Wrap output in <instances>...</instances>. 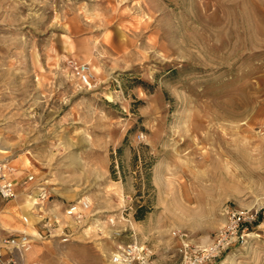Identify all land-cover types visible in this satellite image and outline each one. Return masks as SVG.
I'll use <instances>...</instances> for the list:
<instances>
[{
    "label": "rangeland",
    "instance_id": "1",
    "mask_svg": "<svg viewBox=\"0 0 264 264\" xmlns=\"http://www.w3.org/2000/svg\"><path fill=\"white\" fill-rule=\"evenodd\" d=\"M0 169L47 193L37 262L175 263L244 210L207 264H264V0H0Z\"/></svg>",
    "mask_w": 264,
    "mask_h": 264
},
{
    "label": "built area",
    "instance_id": "2",
    "mask_svg": "<svg viewBox=\"0 0 264 264\" xmlns=\"http://www.w3.org/2000/svg\"><path fill=\"white\" fill-rule=\"evenodd\" d=\"M75 70L78 74L83 73V75H85L87 71L84 66L75 67ZM32 180L33 177L31 176L27 178L28 182ZM15 198L14 183L6 180L4 175L0 174V199L2 201H10ZM37 200L39 203L47 201V193L41 191ZM36 205L40 204L37 203ZM88 208L89 205L86 201H80L70 205L65 214L74 221H80L83 218L82 212ZM256 219L257 213H249L244 210L232 213L229 218L228 226L218 234L214 244L203 249L189 247L184 242L183 238H185V236L181 233L174 232L172 236L179 240L181 245L177 250L178 260L171 264H207L212 259L216 258L222 250L242 240L243 233L246 230L244 226L254 223ZM109 223L113 224V221ZM4 242L11 246V249H8L7 256L3 258L4 248L0 247L1 264H43L37 261L26 260L31 250V240L28 235L21 234L19 237L10 236L9 239H6ZM111 260L114 264H160L156 260H149L147 256L142 255L136 244L119 246L116 253L112 255Z\"/></svg>",
    "mask_w": 264,
    "mask_h": 264
},
{
    "label": "crops",
    "instance_id": "3",
    "mask_svg": "<svg viewBox=\"0 0 264 264\" xmlns=\"http://www.w3.org/2000/svg\"><path fill=\"white\" fill-rule=\"evenodd\" d=\"M28 176L29 175H26L25 177L22 176L20 178L13 177L16 193V198L14 200L2 201L0 199V247L4 248L3 258L7 256L8 249H11V246L6 244L4 241L6 239H9L10 236L19 237L21 234L28 235L24 231L31 229L28 226L32 225V220L36 218L37 215L44 212V209L47 208L49 204V202L39 203L37 199L40 192L42 191L39 186L40 184L35 182L29 183L26 180ZM37 203L43 206L41 207L40 205H36ZM23 219H26L25 223L23 222ZM34 226L33 229L38 231L41 230V233H43V229H47V232L51 231V229H49V227H47L46 225L37 226L36 224ZM2 230L8 231L10 234H13L9 235L8 237L2 238ZM61 236H63L61 241L66 243L69 241L68 239L71 237V233L62 230L60 237ZM103 246L104 242L102 241V247ZM110 256L111 254H108L107 251L102 248V264H109L107 260H111ZM26 260L36 261L30 257V254L27 255Z\"/></svg>",
    "mask_w": 264,
    "mask_h": 264
},
{
    "label": "bare ground",
    "instance_id": "4",
    "mask_svg": "<svg viewBox=\"0 0 264 264\" xmlns=\"http://www.w3.org/2000/svg\"><path fill=\"white\" fill-rule=\"evenodd\" d=\"M23 222L25 223L26 222V219H23Z\"/></svg>",
    "mask_w": 264,
    "mask_h": 264
},
{
    "label": "trees",
    "instance_id": "5",
    "mask_svg": "<svg viewBox=\"0 0 264 264\" xmlns=\"http://www.w3.org/2000/svg\"><path fill=\"white\" fill-rule=\"evenodd\" d=\"M137 218V217H136Z\"/></svg>",
    "mask_w": 264,
    "mask_h": 264
}]
</instances>
